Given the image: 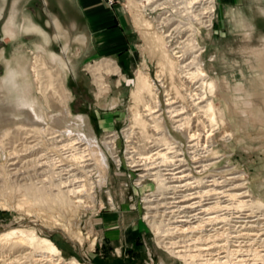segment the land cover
<instances>
[{"label": "rangeland", "instance_id": "1", "mask_svg": "<svg viewBox=\"0 0 264 264\" xmlns=\"http://www.w3.org/2000/svg\"><path fill=\"white\" fill-rule=\"evenodd\" d=\"M163 1H166L164 8L150 12L152 7L148 12H144L142 17L143 14L135 11L134 6L132 7L134 3L130 0H105L109 6L120 5L126 11L137 35V47L131 57V67L127 70V75L114 63L112 65L110 61L90 56L80 47L75 46V43L71 44L70 47L69 45L66 46L65 40L68 39L55 31L51 24L50 26L46 25L51 15L46 12L47 8L43 5L42 0H37L36 3L38 4L34 6L36 10L35 21L26 12L19 15L18 29H16L18 31L12 41L3 39L0 34V136L1 131L6 130V128L9 129L10 133L3 139L6 147L0 151V169L1 165L5 168L8 167L7 170L12 174L11 179L9 177V179L4 178L3 181L2 177L0 178V204H8L6 208L0 206V235H6L7 238L6 241L0 240V264H183L181 260L170 253L172 249L169 251L158 244L157 237L155 238L151 228L149 221H151V217L155 216L154 211H148L147 207L153 204L147 203L146 200L149 196L155 195L156 186L149 181V178L140 181L138 176L141 173H136V168H132L129 164L130 161L127 160V157H131L130 155L137 158V154L144 153L145 155L146 153L149 155L151 150L155 149V147L153 149L150 147L151 149L148 148L147 151L140 150L142 146L146 145V142L142 143V141L144 142L143 137L139 136L140 129L136 126L129 129L132 125L131 109L136 106L131 97V92L138 71H143L149 75L150 80L155 83L159 90V102L162 108L165 105L164 90H166L165 87L168 83L165 84V80L161 82L162 84L156 82L157 75H159L157 60H155L158 59V52L150 46L148 47L147 40L155 31L159 32L156 29L161 26H163L162 29L165 33H174L175 37H179V41L186 39L189 35L187 33L188 23L185 24L182 21L183 24L179 23L178 17L185 16L184 9L188 7L184 4L185 0H160L158 3ZM33 2L34 0H29L26 7L33 6ZM211 6L215 8L211 26L207 29L202 28L199 36L200 46L207 47L205 72L216 81L219 99L228 97L229 92L234 90H237L236 94L232 93L236 100L240 101L241 95L249 98L245 100L247 103L240 102V108L231 109L229 114L226 112V126L220 127L219 131L214 132L213 149L218 156H222L218 168H221L222 171L235 168L233 176L243 175V179L246 181H244L245 189L237 187L230 190L229 193L238 194L248 191L249 195L251 194V199H243L264 201V18L257 17V27L251 37L249 39L243 38L241 33L234 30L230 22L224 21L222 26L216 23L218 19L216 0ZM8 16L10 15L5 14L0 17V33L3 23L5 22L4 25L8 24ZM28 16L54 38L52 44H48L47 50H41L38 47L39 39L33 36L31 31L22 30V20ZM164 17L171 20L170 24L159 26ZM173 17L176 18L173 19ZM135 19L139 20V24ZM141 19H155L153 29L145 30L140 25ZM58 38L63 41V46L54 43ZM50 52L58 56L63 62L55 63L48 56ZM35 58L43 63V67L39 66L38 68L43 75L41 74L37 79L33 76L31 68ZM13 62L20 64L24 74L22 78L17 79L13 96L16 95L17 99L21 97L27 100V105L32 108L36 120L27 117L26 113L29 112V108L15 112L8 110L9 104L12 103L11 92L2 84V80L6 77L9 63L12 64ZM99 63H108L109 66H102ZM96 64H98V68L100 67L99 69H96ZM110 65L113 69H117V73L112 72L113 69H110ZM93 69L101 70L94 72V74ZM46 73H48L47 76ZM48 79H50L49 84ZM37 82L39 83L37 84ZM214 102L218 109L222 108L219 105V100ZM16 123H19L20 126L24 125L25 128H18ZM39 127L40 129L45 128L43 135H39L33 130ZM50 135L54 136V139L47 140L48 137L52 138ZM55 135L57 136L55 137ZM111 135L115 136L116 140L110 149H107L104 144L112 138ZM68 138H79V141L83 143L86 141L93 142L103 152L107 160V173L105 177H102V174L100 176L94 171L93 165L88 166V164H92L91 161L70 162L69 150L63 152L69 158L62 163L64 165L61 168L72 169L69 172L70 175L77 174L76 177L83 181L82 168H85V171H94L93 175L90 173L92 175L90 183H95L93 187H96L91 190V198L86 199L85 204L75 213V216H72L66 209H59L52 204L48 205L51 209H47V205L42 207L41 205L31 206L27 204L22 200L20 192L15 189L14 186L16 185L13 183L18 178L17 181L21 180L18 184H23L25 183L24 177L27 176L33 177V182L46 179L49 175H45L43 170L48 168H38L36 164H30V161L37 159L45 153L44 151H47L45 146H41L43 142L50 149V153L48 152L50 160L52 157L56 160V156H53L55 153L53 154L51 149L69 143ZM176 139L180 143L186 142L179 136ZM21 143L22 146H20ZM37 144L40 148L38 147L36 151L30 154L23 151V147H31ZM185 145L187 146L186 143ZM76 146H79V149L85 148V145ZM132 148H134L135 153L128 154ZM10 150V153L17 150L18 153L21 151L11 158L8 154ZM187 152L185 149L183 158L186 161L189 160ZM3 155L4 157L1 158ZM11 163L14 165L9 166ZM57 171L60 172V170L55 172ZM60 177L67 178L66 175ZM55 180L58 182V176L54 177L53 181ZM95 181H98L97 185ZM242 182H236V184L241 185ZM82 183H76V185ZM225 189H229V187ZM189 192L191 191H186V193ZM167 201L170 202L171 200L163 199L159 202ZM17 204H20L19 207ZM162 210L165 211L159 209L161 212ZM254 211L253 213L248 210L233 211L235 212L233 217L239 214L244 216L248 213L250 216L246 221H252L256 219L252 218L253 216L264 215V210L256 211L254 209ZM37 213L39 216L40 214L43 216L39 217ZM148 213L150 214L148 215ZM225 213L228 215L229 212ZM230 213L232 215L231 211ZM54 220L57 222L55 223ZM235 220L238 221V219H234L227 222L226 229L232 228L231 231H233L231 226L237 225L234 223ZM258 222L260 228L256 232H251L257 234L258 238L256 236L240 238L238 241L241 242V249L244 252L238 254L237 261L232 260L230 264H245L243 260H249L246 264H254L250 261L253 250L254 252L259 251L260 255L264 253V220ZM58 223L64 228L54 225ZM216 226L223 227L222 223ZM12 231L15 233L11 236L9 233ZM225 232L228 233V231ZM232 234L235 235V233ZM78 237L82 238H79L81 241ZM169 238H175V236L167 237V239ZM18 239L22 240V245L12 246ZM173 241H177V239ZM31 243L35 246H31ZM42 244H50L55 247L59 251L61 260L40 258V250L36 246ZM180 245L190 247L193 250L191 242ZM187 247L182 249L187 250ZM188 250L190 251L189 248ZM247 251L252 253L249 252V254ZM220 255L225 256L223 253ZM256 264H264V262Z\"/></svg>", "mask_w": 264, "mask_h": 264}, {"label": "bare ground", "instance_id": "2", "mask_svg": "<svg viewBox=\"0 0 264 264\" xmlns=\"http://www.w3.org/2000/svg\"><path fill=\"white\" fill-rule=\"evenodd\" d=\"M130 1L134 3L132 7L134 6L135 11L139 14L148 12V10L152 7L153 9L149 10L150 12H153L158 8L162 9V7L164 8V5L166 4V1L158 3L160 0ZM213 1L214 0H185L184 4L188 6L184 9L185 16H177L180 19L179 23H188L187 33H189V35L186 39L179 41V37H175L174 33H165V31H163L164 29H162L163 26H161L159 29H156L159 30V32L155 31V33L147 40L148 47L150 46L154 51L158 52V54L156 53L158 59L155 60H157L156 63L159 69V75H157L156 82L161 83L165 80L164 83H168L165 87L166 90H164L165 105L163 108L159 102V90L157 89L155 83L150 80L147 73L145 74L143 71H138L136 73L133 90L131 92V97L133 98V101H135L136 106L134 105L135 107L133 106L134 108L131 109L132 125L129 129H133L132 127L134 126L140 129L141 132L139 136L143 137L144 142L142 140L141 141L142 143L146 142V145L142 147L139 145L141 147L140 150L147 151L150 147H152V149L155 147V149L151 150L149 155L146 153L144 155V153H140L138 150L140 154H137V158L130 155L131 157H127V160L130 161L129 164L132 168H136V173H141L138 176L140 181H144V179L149 178V181L156 186V196H149L148 200H146L147 203L153 204L147 207L148 211H154L155 216L151 217V221H149L152 226L151 228L153 229L155 238L157 237L156 241H158V244H160L162 248L169 251L172 249L170 253L175 258L181 260L183 264H230L232 260L237 261V255L244 252L241 249V242L238 240L243 236L257 237V234L252 233L253 231L256 232V230L260 228L258 221L264 220V217L262 218L264 215H259L253 216L252 218L256 219L252 221H246L249 218L248 216H250L248 213L244 216L242 215L243 217L241 214L233 217L235 212H240L242 210H248L251 213L255 212L254 209H256V211L264 210V201L260 199L254 201L250 200L251 194L249 195L248 191L238 194H233L232 192L229 193L230 190L236 189L237 187L245 189L246 184L244 183L246 181L243 179V175L233 176L235 168L223 171L221 168L219 169L218 165L222 161V156H218L217 152L213 149V139L215 136L214 132L219 131L220 127L224 128L227 124L225 122V113L230 112L233 108H240V102L247 103L245 100L249 99L247 96L241 95L242 98L240 101L236 100L232 93L236 94L237 90L228 91V97L225 96L222 99H219V97H217L218 89L216 81L210 78V76H208L205 72V56L207 53V47L200 46L199 36L201 35L202 28L207 29L211 26L210 24L213 20L212 14L215 13V8L211 6L213 5ZM11 16L12 18L15 17L13 15ZM141 16L143 17L144 14ZM12 18L8 16V24L4 26L1 35L2 38L8 41H12L18 31L13 28L15 23L11 20ZM175 18L176 17H173V19ZM138 19H135L137 24H139ZM154 20H142L140 25L145 30L153 29V24L156 22ZM170 21V19L164 17L161 19L159 26L167 24ZM22 23V30L26 32L34 31L40 34L41 39L39 40L38 47L41 50H47V46L50 41L45 33L32 26L28 17L23 19ZM54 25L57 31H61V27L59 28L57 23L54 22ZM48 56L50 59H53L55 63L63 62L52 52H50ZM40 61L41 60H38V58H35L31 65L32 73L35 79L41 76V74L43 75L42 71L40 73L38 70L39 66L43 67V63ZM13 63H9L10 66H8L6 77L2 80V84L5 85V87H7L11 92L12 103H8V110L10 112H15L29 108V112L26 113L27 117L29 116L30 119L36 120L32 112V108L27 105V100L21 97L17 99L16 95L13 96V89L15 88L14 85L17 79H19V77L22 78L24 75L20 68V64H16L15 62L14 65ZM96 65V69H99L100 67L98 68V64ZM100 65L106 66L108 63H102ZM64 67L65 65L63 68ZM110 67V69H113L112 65H110ZM96 69H93V73L101 70ZM112 72L117 73V69L114 68ZM48 73L45 75L47 76ZM35 79L34 82L36 81ZM49 80L50 79H48V84ZM38 83L39 82H37V84ZM216 100H219V105L222 108L218 109L215 106L214 101ZM249 102H251V100H249ZM18 128L24 129L25 127L24 125H18ZM44 129H40L39 127L34 128L33 130L37 132V134L43 135ZM1 133L0 151H3L4 147H6V143H4L3 139L10 135V133L7 128L4 131L2 130ZM142 133L144 134L143 136ZM56 136L57 135H55V137ZM178 136L186 140L185 143L187 146L185 143H180L176 139ZM51 139H54V136L52 138L48 137L47 140ZM115 140L116 137L112 136V138L104 144L106 145L105 148L110 149V146L113 145ZM57 141V143H59V140ZM68 141L69 143L62 145L61 147L56 146L51 149V152H53V154L55 153L52 155L56 156V160L53 159L54 157L50 160L48 156L50 149H48L43 142V145L41 146H45V150L47 151H44L45 153L41 154L37 159L30 161V164L34 163L38 168H48L47 170H43L45 175L48 174L50 176H47L48 181L47 178H43L44 180L33 182V177L27 176L24 177L25 183L18 184L21 181H17L18 178L13 183L16 185L14 186L16 187L15 189L20 192V197H22V200L27 204H30L31 206L41 205L42 207L45 205L48 207L49 204H52L59 209H66L72 214V216H75V213L85 204L86 199L91 198V190L96 187H93L95 183H90V177L93 175L92 173L96 171L100 176L101 174L102 177L106 176L107 160L103 152L97 148L93 142L91 143L86 141L83 143L79 141V138H68ZM147 144L150 145L148 146ZM76 145H85V148L83 147L82 149H79V146ZM20 146H22V143ZM38 147V144L31 147L25 146L23 147V151L30 154L36 151ZM133 149L134 148H132V151L128 154L135 153V150ZM185 149L188 151L187 156L189 160L187 161L183 158V156H185ZM65 150H69V157L71 159L70 162L76 163V161L79 160L92 162V164H88V166H94L93 172L92 170L85 171V168H82L81 170L83 172L81 175L84 176L83 181L76 177L78 176L77 174H69L72 169L67 170L61 168L64 165L62 163L67 161L66 159L69 158L66 153H63ZM10 152L11 150L8 154L12 158V156L17 155L18 150L14 153ZM64 155L65 157H63ZM179 156L181 158H178ZM3 157L4 155L1 158ZM10 165L13 166L14 164L11 163L9 166ZM85 166L87 167V165ZM7 168L1 165L2 170L0 169V178L2 177L1 179L3 181L4 178H10L12 175L9 173ZM56 170H60V172L57 171V173L55 172ZM81 171L79 170V172ZM17 172L18 171H16V174H18ZM61 175H66L67 178H62L60 177ZM56 176H58V182L57 180H55L56 182L53 181ZM236 182L242 183L241 185H237ZM76 183L82 184L76 185ZM227 187H229V189H225ZM186 191L191 192L186 193ZM220 198L225 201H221ZM243 198L250 199L245 200ZM163 199L171 201L163 203L159 202ZM188 200H190V202H188ZM7 205L5 203L0 204L2 208H6ZM49 208L50 207L47 209ZM159 209H164L165 211L162 210L161 212ZM168 209L172 210L167 212L166 210ZM230 211L232 212V215ZM225 212H229L230 214L228 213V215H225ZM149 214L150 213H148V215ZM40 216L43 215L40 214ZM234 219H238V221L235 220L234 222L237 223V225L235 224L231 226L233 227V231H231L232 228L226 229L227 222H231ZM54 221L55 223L57 222V220ZM221 223L223 227L216 226ZM54 225L64 228V226L59 223ZM225 231H228V233ZM14 233L15 232L12 231L9 235L12 236ZM232 233H235V235ZM5 236L6 235H0V240L6 241L7 238ZM170 236H175V238L167 239V237ZM79 238L81 237H78V239ZM175 239H177V241H173ZM187 242H191L193 250H191L190 247L180 245L181 243L185 244ZM18 245H22V240H16L12 246L16 247ZM30 245L33 246L34 244L31 243ZM36 247L40 250V258L46 257L50 258V260H61L59 258V251L50 244L37 245ZM184 247H187V250H183L182 248ZM231 247H234V249H231ZM249 252L250 251H247V253ZM258 252H254V250L253 253L250 252L252 253L250 261L254 264L264 262V253L260 255V252ZM214 253L216 254L213 255ZM222 253L225 254V256H221L220 254ZM248 261L249 260H243L245 264L248 263Z\"/></svg>", "mask_w": 264, "mask_h": 264}, {"label": "crops", "instance_id": "3", "mask_svg": "<svg viewBox=\"0 0 264 264\" xmlns=\"http://www.w3.org/2000/svg\"><path fill=\"white\" fill-rule=\"evenodd\" d=\"M28 2L29 0H0V17L5 14L11 18V15L15 16L11 19L15 23L14 29H18L19 15L25 12L35 21L34 6L38 4L37 0H34L31 7H26ZM42 3L46 6L48 15H51L46 25L51 24L55 31L54 22L61 27V31L57 32L68 39L65 40L66 46L70 47L75 43V46L90 56L110 61L112 65L114 63L127 75L131 57L137 47V35L129 16L120 5L109 6L105 0H42ZM216 9V23L222 26V22H230L235 31L248 39L257 27L256 18H264V0H216ZM31 17L28 16L32 26L45 33L51 45L54 38ZM31 32L41 39L39 33ZM54 43L63 46L60 38Z\"/></svg>", "mask_w": 264, "mask_h": 264}]
</instances>
